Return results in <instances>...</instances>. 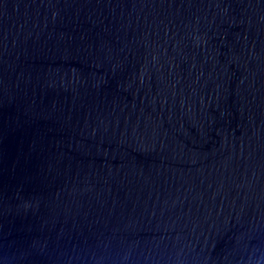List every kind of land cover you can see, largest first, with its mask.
Instances as JSON below:
<instances>
[{
	"label": "water",
	"instance_id": "obj_1",
	"mask_svg": "<svg viewBox=\"0 0 264 264\" xmlns=\"http://www.w3.org/2000/svg\"><path fill=\"white\" fill-rule=\"evenodd\" d=\"M264 258V0H0V264Z\"/></svg>",
	"mask_w": 264,
	"mask_h": 264
},
{
	"label": "clouds",
	"instance_id": "obj_2",
	"mask_svg": "<svg viewBox=\"0 0 264 264\" xmlns=\"http://www.w3.org/2000/svg\"><path fill=\"white\" fill-rule=\"evenodd\" d=\"M257 264H264V258L258 257L256 258Z\"/></svg>",
	"mask_w": 264,
	"mask_h": 264
}]
</instances>
